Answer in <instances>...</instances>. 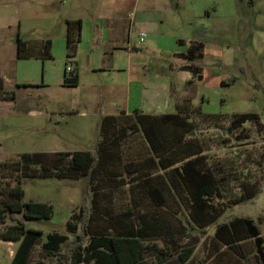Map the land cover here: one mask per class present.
I'll return each instance as SVG.
<instances>
[{
  "label": "rangeland",
  "instance_id": "1",
  "mask_svg": "<svg viewBox=\"0 0 264 264\" xmlns=\"http://www.w3.org/2000/svg\"><path fill=\"white\" fill-rule=\"evenodd\" d=\"M231 8L232 18L223 23L222 15ZM30 10L20 9L17 12L10 6L0 9V264H11L19 246L17 242L4 239L8 229L16 223L3 213L4 203L16 199L12 190L18 178L22 179L21 189L25 192L22 202L47 203L54 208L52 219L26 221L27 228L42 232L27 264H74L73 254L79 245L77 235L84 244L88 242L83 235V224L74 218L80 214V208L85 213L92 210L88 180L21 177L17 162L23 153H45L51 157L45 158L47 160L57 159L58 154L64 152L94 153L99 140V125L105 116L115 114L120 109L133 111L136 107L146 106V103L157 102L160 95L150 98L153 90L147 91L143 79L157 84L168 83L177 94L188 91L193 96L194 104L200 106L204 114L232 116L257 113L264 124V0H235L234 5L220 2V17L207 25L209 31L206 32L202 26L197 30L200 37L196 34V40L208 45V51L203 61H197L204 79L195 80L193 84L187 82L193 78L190 73L178 70V65L183 61L159 52L146 53L143 45L137 46L138 55L132 53V62L125 51L115 52L114 56L110 51L105 58H100L97 57L99 48L106 47L107 40L94 42L86 37L78 44L70 63L66 38L63 37L58 18L38 19L35 9ZM48 12L56 15L54 9ZM10 14L21 24L9 30L2 22L3 15ZM18 37L38 47L51 40L52 57L17 59ZM38 51L37 48L33 53ZM99 59L103 60V70H95ZM129 63L142 66L139 72L133 73L132 80ZM184 63L188 64V61ZM68 67L78 71L79 83L75 87L64 85V74L70 73ZM163 105L166 111L175 110L171 105ZM226 128L227 123L212 122L204 124L202 129L208 136L213 134L214 138ZM245 131L247 139L230 138L227 150L223 149V144L216 147L220 137L212 139L215 140L212 144L216 147L215 156L232 158L240 167L247 165V180L260 179L262 191L254 200L229 210L222 221L234 217L251 218L264 235V127L250 123ZM120 144L124 161L144 162L147 149L140 137L127 134ZM145 151V155H140ZM115 170L124 174L126 169L116 167ZM129 170L133 173L128 179H136V169L130 167ZM126 184L127 181L122 178L116 184L102 185L104 190L96 197L99 210L114 215L122 229L130 222L137 225L139 204L142 212L151 209L150 206L147 208L148 203H139V197L132 200V185ZM239 194L238 189L232 196ZM69 224L70 228L76 224V229L69 230ZM71 230L74 232L71 233ZM214 231L215 226L203 233H195L200 243L190 264H209L206 251L213 243ZM52 232L69 236L56 252L43 249L46 235ZM151 241L154 239H146L144 244ZM157 243L163 248L162 241L158 240ZM144 257L148 264H168L152 257L148 248ZM177 258L176 255L168 257L174 264L179 263Z\"/></svg>",
  "mask_w": 264,
  "mask_h": 264
},
{
  "label": "trees",
  "instance_id": "2",
  "mask_svg": "<svg viewBox=\"0 0 264 264\" xmlns=\"http://www.w3.org/2000/svg\"><path fill=\"white\" fill-rule=\"evenodd\" d=\"M80 29V21L67 22L66 44L70 63L76 53ZM51 44L46 41L38 47L18 37L17 59L51 58ZM204 45L193 42L184 56L188 61L185 69L198 80H202V69L197 61L204 57ZM37 48L39 51L33 53ZM78 83L77 69H71L69 74L65 72V86L75 87ZM212 122L227 123V128L213 138V134L208 136L202 129L204 124ZM250 123L264 127L257 113L204 114L200 106L193 104V98L187 97L177 103L173 114L150 115L136 109L132 114L105 116L99 125V140L94 153L64 152L54 160H47L51 157L45 153H23L17 162L20 166L17 170L26 178L88 180L92 210L85 213L80 208V214L74 216L83 224V235L88 242L84 244L77 235L79 245L73 254L74 264H148L144 257L147 248L161 263L174 264L168 257L176 255L178 264H190L200 243L195 233H203L213 226V243L206 251L209 264H264V235L255 221L247 217L222 221L229 210L254 200L261 193L260 179L247 180V165L240 167L232 158L215 156L218 145L223 144V149H229L230 138L247 139L245 127ZM130 133L140 137L147 149V154L146 151L140 153L146 154L142 164L124 161L120 141ZM216 137L220 139L215 147L212 139ZM116 167L126 169L124 174L116 172ZM130 167L136 169V179H128L133 173ZM122 178L127 181L126 185H132V200L139 197V203L146 202L147 208L151 207L142 212L139 204L137 225L130 222L123 229L114 215L99 210L96 199L105 185L116 184ZM21 180L17 179L12 190L16 199L6 201L3 209L5 216L16 223L8 229L4 239L19 243L11 264H27L31 250L42 234L27 228L26 221L49 220L54 215L50 204L21 201L25 195ZM238 189L240 194L232 196ZM68 229H76V224L71 228L69 224ZM68 239L67 234L49 233L43 249L56 252ZM146 239L154 241L147 246L144 244ZM158 240L163 242V248L159 247Z\"/></svg>",
  "mask_w": 264,
  "mask_h": 264
},
{
  "label": "crops",
  "instance_id": "3",
  "mask_svg": "<svg viewBox=\"0 0 264 264\" xmlns=\"http://www.w3.org/2000/svg\"><path fill=\"white\" fill-rule=\"evenodd\" d=\"M235 0H0V9L7 6L14 7L15 10L35 9L36 18H58L59 24H62L63 37L67 38V22L80 21V44L86 37L92 38L94 42H108L106 47H100L97 57L105 58L112 52L125 51L132 62V53L138 55L137 46L143 45L146 53H162L164 56L172 57L183 61L178 65V70L186 71L188 64L184 63V56L187 54L189 47L196 40V34L200 37L197 30L202 26L205 31H209L207 25L218 20V7L220 2L234 5ZM49 9H54L56 15H50ZM232 8L222 15L223 23L232 18ZM3 25L13 29L12 26L21 24L16 17L3 15ZM5 26V27H6ZM19 28V25H18ZM61 30V29H60ZM146 35L143 42L140 41V34ZM66 35V36H65ZM18 36V33H17ZM51 41V40H46ZM45 41V42H46ZM51 53L53 42L51 41ZM77 44V48H78ZM67 50V44H66ZM208 45H204V57L207 55ZM68 52V51H67ZM200 61V62H201ZM95 70H103L104 64L102 59L96 61ZM100 68V69H99ZM130 70V80L134 79L133 73L140 71L142 66L138 64L128 65ZM202 69V68H201ZM202 80L204 76L201 70ZM136 78V77H135ZM144 85L149 92L154 95H160L154 104L142 105L133 111L120 109L115 114L120 113L132 114L136 109L142 110L145 114L163 115L176 113V105L183 99L193 98L192 94L184 91L177 94L172 86L168 83L146 82ZM196 79L191 78L189 84H193ZM198 80V81H202ZM138 81V80H136ZM134 81V82H136ZM153 100V99H152ZM166 100V102H165ZM175 100V102H174ZM151 101V100H150ZM171 105L174 111H166L164 105ZM194 104V100H193ZM198 106L197 104H194ZM162 110V111H161Z\"/></svg>",
  "mask_w": 264,
  "mask_h": 264
},
{
  "label": "built area",
  "instance_id": "4",
  "mask_svg": "<svg viewBox=\"0 0 264 264\" xmlns=\"http://www.w3.org/2000/svg\"><path fill=\"white\" fill-rule=\"evenodd\" d=\"M146 35L144 33L140 34V41L143 42L145 39ZM67 70L70 72L71 68H67Z\"/></svg>",
  "mask_w": 264,
  "mask_h": 264
}]
</instances>
